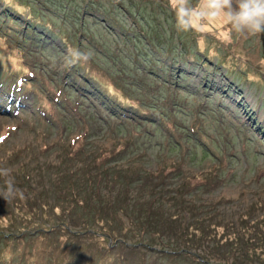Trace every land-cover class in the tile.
Instances as JSON below:
<instances>
[{"label":"rangeland","instance_id":"374dc122","mask_svg":"<svg viewBox=\"0 0 264 264\" xmlns=\"http://www.w3.org/2000/svg\"><path fill=\"white\" fill-rule=\"evenodd\" d=\"M0 167V264H264L259 35L177 31L168 0H0ZM133 203L190 228L130 224Z\"/></svg>","mask_w":264,"mask_h":264},{"label":"clouds","instance_id":"9594fccd","mask_svg":"<svg viewBox=\"0 0 264 264\" xmlns=\"http://www.w3.org/2000/svg\"><path fill=\"white\" fill-rule=\"evenodd\" d=\"M168 7L177 31H199L220 23L228 27V34L264 35V0H168ZM92 54L70 49L69 62H87ZM10 178V169L0 167V188L6 190Z\"/></svg>","mask_w":264,"mask_h":264},{"label":"trees","instance_id":"16d2710c","mask_svg":"<svg viewBox=\"0 0 264 264\" xmlns=\"http://www.w3.org/2000/svg\"><path fill=\"white\" fill-rule=\"evenodd\" d=\"M16 24H18L19 23V21H17L16 20V22H15ZM38 27V25H32V24H29V25H27L26 27H25V30H24V37H23V41L25 42L26 40L28 41V35H30L29 33L30 32H34L33 30H36V28ZM34 34V33H33ZM74 72V73H73ZM68 73V75H71L72 76V78L71 77H69L70 79H73L74 81H75V78H77V73H78V71L75 69V70H72V69H69V71L67 72ZM107 99H108V101H107V104L109 103V105H111L113 108H117L119 111H118V113L119 112H121V111H124L123 109H124V107L122 106V104L120 103V102H117V101H115V100H113V99H111V98H109V97H106ZM112 108V109H113ZM135 113H136V111L134 112V114L133 115H135ZM122 152V151H121ZM123 153V152H122ZM118 155H120V152L118 153ZM60 196H61V198L60 197H57L58 199L56 200L57 201V203L56 204H58V206L59 207H62L61 206V204H63V203H67V204H69L68 202H67V200H69V198H71L72 196H70V195H68V196H66V195H64L63 196V194H62V192L59 194ZM65 197V198H64ZM81 200H77V201H75V199L73 198V203L75 202V206L77 207L78 205L77 204H81L84 208H86V210H84L83 208V210L86 212L85 214H83L82 215V217L84 218V219H88V220H91L93 217H91V215H94V212H93V207H94V203H92V200H91V202H90V197L88 196V194H86V196L84 197V198H80ZM132 206H130L129 204H128V206H127V208L125 209V211H121L120 213H122L124 216L123 217H128V219L130 220V224H132L135 220L137 221V223H135V224H138L139 222H140V220L142 221V226L143 227H145L146 229H148V227H151L152 229H154V231H158V228H160V227H167L166 225H172V224H175V225H177L176 223H177V221H175L177 218H175V217H172V215L171 216H169V215H163V214H161L160 212H158V211H155V210H153V209H148V210H146V209H143V208H138V209H134L135 207V205H134V203L133 204H131ZM101 206V205H100ZM102 207V206H101ZM108 207H109V209H108ZM108 207H107V209H105L104 210V212H107L106 214H108V215H113L114 217H118V208H117V206H116V204L114 203V202H112L111 203V205L109 206L108 205ZM68 208V207H67ZM106 208V207H105ZM130 208V209H129ZM5 209H7V213L8 212H10L11 213V217H12V219L14 218V223L12 224V227H11V229L12 230H15V231H18V229H19V226H20V224H21V216L20 215H18L17 213H16V207H14L13 205H10V206H7V208L5 207ZM4 209V210H5ZM10 209H11V211H10ZM99 214H101V213H99ZM102 214H103V211H102ZM105 214V213H104ZM21 215H23L22 213H21ZM69 216V215H68ZM135 224H133V225H135ZM142 226L140 227L141 229H142ZM178 226V229H179V231L181 230V232H183V233H185L186 232V230H188L189 228H190V225L189 224H187L185 227H183V226H181V225H177ZM91 228H88V229H85V232H88L89 230H90ZM140 229V230H141ZM41 232H45L43 229H42V231ZM19 232H17V233H15V235H17ZM161 233V232H160ZM94 234V233H93ZM1 238H6V240H12L13 239V236H11L10 234H2L1 233V236H0ZM158 237V236H157ZM141 242V240L140 241H137V243L135 244V245H137V244H139ZM143 242V241H142ZM147 242V246L148 247H151V246H153L152 245V237H151V241H150V239L148 240V241H146ZM124 243V242H123ZM134 244L132 245V246H135ZM166 249L167 250H172L171 248H164V250H162V252L164 253H169L168 251H166ZM189 249H187L186 248V246L182 249V251H183V254L182 255H185V254H187V255H192V253H190V251H188ZM175 251V250H174ZM236 252H230L229 253V255H226V256H224V258H225V261L224 262H226V261H233L234 263L235 262H237L238 261V258L240 257V256H238L239 254H235ZM243 258H245V255H243ZM196 261L200 264V263H206V259H204L203 258V256H201V255H196ZM226 264V263H225Z\"/></svg>","mask_w":264,"mask_h":264},{"label":"water","instance_id":"95a60500","mask_svg":"<svg viewBox=\"0 0 264 264\" xmlns=\"http://www.w3.org/2000/svg\"><path fill=\"white\" fill-rule=\"evenodd\" d=\"M260 40H261V43H262V55L264 57V35H260Z\"/></svg>","mask_w":264,"mask_h":264},{"label":"flooded vegetation","instance_id":"af4514ba","mask_svg":"<svg viewBox=\"0 0 264 264\" xmlns=\"http://www.w3.org/2000/svg\"><path fill=\"white\" fill-rule=\"evenodd\" d=\"M259 35V40H260V34H258ZM260 44H261V49H262V43H261V40H260Z\"/></svg>","mask_w":264,"mask_h":264}]
</instances>
